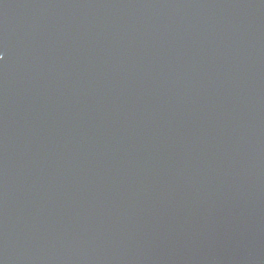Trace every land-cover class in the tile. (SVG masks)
Segmentation results:
<instances>
[{
	"label": "water",
	"instance_id": "1",
	"mask_svg": "<svg viewBox=\"0 0 264 264\" xmlns=\"http://www.w3.org/2000/svg\"><path fill=\"white\" fill-rule=\"evenodd\" d=\"M0 264H264V0H0Z\"/></svg>",
	"mask_w": 264,
	"mask_h": 264
},
{
	"label": "snow or ice",
	"instance_id": "2",
	"mask_svg": "<svg viewBox=\"0 0 264 264\" xmlns=\"http://www.w3.org/2000/svg\"><path fill=\"white\" fill-rule=\"evenodd\" d=\"M0 59H2V57H0Z\"/></svg>",
	"mask_w": 264,
	"mask_h": 264
}]
</instances>
